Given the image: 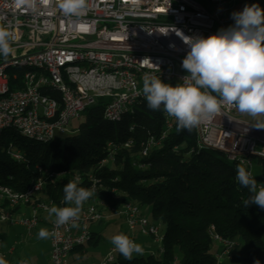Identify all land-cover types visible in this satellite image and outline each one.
Masks as SVG:
<instances>
[{"label":"built area","instance_id":"built-area-1","mask_svg":"<svg viewBox=\"0 0 264 264\" xmlns=\"http://www.w3.org/2000/svg\"><path fill=\"white\" fill-rule=\"evenodd\" d=\"M61 2L29 0L17 4L15 0H0V28L11 33L14 49L7 58L0 56V137L5 130L13 129L26 139L48 143L57 132L68 131L72 120L101 100L104 119L120 122L145 99V74L165 83H181L188 74L182 61L190 49L178 32L206 38L218 32L216 24L226 29L227 23H235L230 0H210L211 9L196 0H88L87 9L74 16L65 15ZM145 58L152 64L141 63ZM236 114L235 107L225 106L212 120L199 124L198 145L223 151L255 178V160L264 162V129L255 128L256 123ZM174 119L165 113V130L146 141L141 156L167 140ZM11 146V157L25 162L22 151ZM37 169L43 176L23 191L0 184V224L21 226L32 237L44 219L50 218L48 230L57 233L50 238L52 264H70L73 249L91 239L93 227L106 226L115 218H121L129 231L139 234V240L130 236L135 242L141 244L148 237L157 245L153 250L148 243L141 244L143 255L160 256L165 252L162 227L131 202L120 207L89 203L76 221L78 227L71 223L57 226L55 216L49 215L46 207L67 205H57L44 188L65 172L41 166ZM81 178L77 174L74 181L80 182ZM91 181L96 192L98 182L92 177ZM211 238L222 247L216 255L217 264H225L239 242L223 238L214 226ZM4 247L0 233V256L5 258ZM14 252L12 246L9 253ZM120 256L112 246L99 264H120Z\"/></svg>","mask_w":264,"mask_h":264},{"label":"trees","instance_id":"trees-1","mask_svg":"<svg viewBox=\"0 0 264 264\" xmlns=\"http://www.w3.org/2000/svg\"><path fill=\"white\" fill-rule=\"evenodd\" d=\"M81 117L80 125L57 141L37 143L21 135L18 139L0 137V184L23 191L43 176L37 169L41 166L65 172L44 188L57 205L63 201L64 186L80 174V187L92 189L91 177L98 182L83 208L93 202L102 207L131 202L139 205L145 216L149 209L152 221L164 225L165 252L160 256L134 255L132 260L119 258L120 264H217L212 226L223 238L239 242V252L231 254L229 264H255L256 260L264 264V209L244 205L251 194L236 180L237 163L221 150L200 147L196 127L180 129L174 119L167 140L143 157L140 153L146 141L165 130V113L149 109L146 98L117 123L104 119L102 100ZM130 142L132 145L126 146ZM11 145L22 151L25 162L11 157ZM109 161L114 167L107 164ZM258 166L255 178L259 187L264 184V162L259 160ZM116 219L124 223L115 218L106 226ZM94 227L91 239L71 254L83 255L87 244L100 242L102 235Z\"/></svg>","mask_w":264,"mask_h":264},{"label":"clouds","instance_id":"clouds-1","mask_svg":"<svg viewBox=\"0 0 264 264\" xmlns=\"http://www.w3.org/2000/svg\"><path fill=\"white\" fill-rule=\"evenodd\" d=\"M15 2L24 4L29 0ZM60 7L65 15L74 16L87 9L88 0H62ZM232 19L234 25L206 38L178 32L190 49L182 61V68L188 74L175 86L145 74L142 94L149 109L162 110L176 119L178 128L189 131L212 120L225 106L235 107L239 113L253 118L264 116V8L258 4L245 5L242 11L232 14ZM11 39V33L0 28V56L7 58L13 53ZM141 63L151 61L145 58ZM254 127L264 129V123L258 121ZM236 172L237 182L251 194L243 201L244 205L264 209V184L258 187L256 178L243 165L237 166ZM63 192L62 203L67 206L53 205L46 207V211L55 216L57 226L71 223L72 227H78L76 221L83 205L95 193L75 181H69ZM56 235L55 231L41 228L37 238L46 240ZM111 244L126 260L144 252L141 244L123 233L113 236ZM0 264L8 261L0 256ZM20 264L28 262L22 260ZM255 264L260 261L256 260Z\"/></svg>","mask_w":264,"mask_h":264},{"label":"rangeland","instance_id":"rangeland-1","mask_svg":"<svg viewBox=\"0 0 264 264\" xmlns=\"http://www.w3.org/2000/svg\"><path fill=\"white\" fill-rule=\"evenodd\" d=\"M196 1L199 2L202 6L207 7L208 9L212 8V6L209 4L210 0H196ZM225 27L226 29L229 28V24H226ZM220 29H222V27L216 24V30L219 31ZM236 116L245 121H249V122L251 121L256 123L259 121L264 123V116L253 118L247 114H241L238 111ZM82 121H83V117L72 120L69 130L66 132H57V134L54 137V140L57 141L67 137L69 133H71L72 129H76ZM19 136L20 134L18 133L17 135L15 130L9 129V130H5L2 133L1 139L6 140V139H13L15 137H17L18 139ZM258 163L259 160H255V165H254L255 175L258 174L260 171ZM107 164L110 165L111 167H114V163L111 161L107 162ZM145 214L149 219L151 220L153 219V214L149 209L145 211ZM115 221L114 224H110L108 226L105 225L95 226L94 229H96V231H98L102 235L100 242L97 245L87 244L86 250L83 253V255H80L79 253L71 254L69 258V263L99 264L110 252V247L113 246L111 244V238L115 235L121 233L123 234L127 233L129 236L133 235L136 236V238L138 239L139 237L138 233H133L129 231L126 225L123 222H120L121 221L120 219H116ZM159 225L162 227V229H164V225L162 223H159ZM44 226H41V228L48 229V227L46 226L44 227ZM41 228L39 227L35 231H33L31 233L32 234L31 237L29 236L26 229H24L21 226L18 225L10 226L9 224H0V233L3 234L5 241V250H6L5 259L8 261V264H19L20 261L25 259L29 260L31 264H52L50 261L51 240L50 239L40 240L37 238L38 232ZM13 236H17L19 238L18 239L19 242L16 245H15V241H13L12 239ZM142 241H143L142 243L140 242L141 244L148 243L149 245L152 246L153 250H157V245L153 243L151 238L144 237ZM12 246H15V252L13 254H10L9 250ZM212 251L214 253L217 252V254H219L222 251L221 245L219 243L213 244ZM238 252H239V248L236 247L231 254L235 256L238 254ZM232 257H229V259ZM120 258L121 260L125 259L123 256H120ZM229 259H226L225 264H229L228 262Z\"/></svg>","mask_w":264,"mask_h":264},{"label":"crops","instance_id":"crops-1","mask_svg":"<svg viewBox=\"0 0 264 264\" xmlns=\"http://www.w3.org/2000/svg\"><path fill=\"white\" fill-rule=\"evenodd\" d=\"M230 4H231V6H232V10H233V13L234 12H239V11H242L243 9H244V7H245V5H252V4H258L261 8H264V2H262V1H259V0H230ZM227 24H229V27L230 26H232V25H234V23H227ZM245 121V120H244ZM246 122H249V121H246ZM249 123H256V122H249ZM47 221H49V222H44L43 221V223L40 225V228H41V226H46V227H48L49 228V224H47V223H50V218L48 219V218H45ZM44 219V220H45ZM48 225V226H47ZM44 226V227H45ZM3 235V234H2ZM12 239H13V241H15V242H19V238L17 237V236H13L12 237ZM8 247H10V246H8ZM4 249H5V247H4ZM11 249V248H10ZM6 251V250H5ZM10 251V250H9ZM219 253V252H218Z\"/></svg>","mask_w":264,"mask_h":264}]
</instances>
